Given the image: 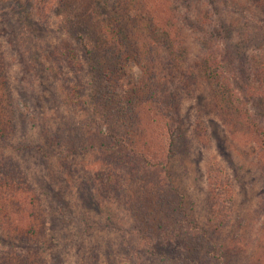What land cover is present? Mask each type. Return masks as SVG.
<instances>
[{
    "label": "rangeland",
    "instance_id": "obj_1",
    "mask_svg": "<svg viewBox=\"0 0 264 264\" xmlns=\"http://www.w3.org/2000/svg\"><path fill=\"white\" fill-rule=\"evenodd\" d=\"M163 1L171 5L174 38L179 32L183 46L161 47L164 39L157 34V65L171 72L188 67L196 89L188 86L182 102L173 101L178 113H167L173 119L167 141H174L166 146L168 160L160 156L159 133L146 107L139 109L141 122L148 124L137 126L135 137L144 135L155 147L148 173L137 156L107 158L103 151L116 113L103 97L93 100L92 79L101 72L91 67L89 52L96 62L98 51L113 56L106 27L133 13L140 23L126 21L135 31L129 46L143 51L144 40L137 39L152 30L141 16L143 7L161 14ZM140 2L0 0V111H16L15 120H26L23 128L17 121L9 135L0 128V252L30 258L23 264H37V256L56 264L57 253L63 264H219L221 259L264 264V96L234 84L247 111L241 119L256 126L232 125L235 119L223 113L225 101L217 98L201 63L211 47L227 50L229 43L241 56L264 61V12L250 0ZM154 48L150 44L153 55ZM226 56L223 52L219 62H227ZM128 58H122L114 81L119 90L140 84L143 75ZM223 67L232 71L230 64ZM52 132L61 143L46 147ZM68 145L78 153L68 156ZM14 161L22 171L12 174L7 169ZM213 171L221 176L220 186L211 183ZM14 193L28 198L27 205ZM5 231H13L14 246L4 243L9 241ZM26 235L39 248L18 240ZM197 244L204 252L199 263L192 261Z\"/></svg>",
    "mask_w": 264,
    "mask_h": 264
},
{
    "label": "trees",
    "instance_id": "obj_2",
    "mask_svg": "<svg viewBox=\"0 0 264 264\" xmlns=\"http://www.w3.org/2000/svg\"><path fill=\"white\" fill-rule=\"evenodd\" d=\"M145 1L146 0H142V2ZM250 1L255 7L258 8V10L264 12V0H250ZM61 2H63V0H60V3ZM162 5L164 6L165 9H163V12L161 14H159L158 11H154V10L148 11L146 10L145 7H143L141 16L142 18H147L148 22H151L150 25L152 28L150 34L147 35L145 38L143 35H141L137 39V42L144 40L143 51L129 46L132 42L130 33L134 36L135 31L133 32L129 31L128 23L126 24V21L133 19L136 22L139 19L137 13H133L132 17L129 18L125 17V19L122 18V20H119L120 22H118L115 19V21H113L111 24H109L106 27V34L107 36L108 33L110 34V40L112 44L111 46L113 47V49L109 50V52L113 56H111L107 52L104 53V51L101 56L100 51H98L96 55L98 57V62H96V57L94 56V54L92 56V52H89L91 67L93 68V70L98 69L99 72H101V74L98 75L97 79L95 78L92 79V84L94 85L91 87L94 92L93 100L95 101L97 96L103 97L107 101L106 105H110L112 103L113 111L116 113V116L111 119V127L113 128V133H111V135L109 136L110 139L108 140V142H105L103 144V146L107 145L106 147L107 149H104L103 151L106 153L107 158H114L118 156L124 157V154H127V157L137 156L140 160L146 162L147 164L146 168L148 169V173L150 166L154 164L151 160L153 156L151 155L150 152H152L155 149V147L151 145L149 142H147L146 137L144 135L141 137L139 136L135 137L136 134L135 132L138 129L137 126L138 127L140 126L139 128H144V126L146 127L148 124L147 121L141 122L140 113L138 112L139 109L143 106L146 107L147 115L151 119L150 123L153 125L152 127L157 128V132L159 133L160 146H161L160 156L164 160L166 158L168 160L169 154L165 156L167 154L165 153L166 146L167 143H168V147L173 145L174 141L173 140H169V142L167 141L166 130L167 128L169 129V126H171L170 123L173 120L171 115L169 114L167 115V113L171 109L177 110L178 113L179 110L178 106L174 104V106L172 107L173 101L177 100L178 103L182 102V98L184 97L182 96V94L188 92V86L190 89L193 90V92H195L196 89L193 88V85L195 86V82L193 81L192 78L193 76L191 77V73L188 67L175 69L176 72L174 71L171 72V70L163 69L162 66L160 68L157 65L158 61H156L155 52H161L158 45L155 43V40L158 39L157 34L161 33V37L164 39L161 42V47H163L164 45H170V48L171 47L178 48L183 46L182 38H180L181 35L179 34V32H178V36L174 38V35L176 34L174 27L176 24V20L171 21L170 18H173L174 15L171 14L169 10H167L168 7H170L171 5L167 4L164 1ZM138 22L140 23V20ZM111 27L113 30L111 29ZM150 44L152 46H155V48L153 49L154 55L151 52L152 49H149ZM86 47L88 48V45ZM235 48H236L235 45L231 43L227 44V50L219 51L217 48L211 47L201 57V63L205 65L206 76L209 78L211 83L217 87V90L215 91L216 93H218L217 98L221 101H225L226 110L223 111V113L226 115V111L231 112V115L234 117L235 121H232V125L235 124L240 126L241 124L244 127V125L248 124L250 128L251 127L250 123L253 125H255V123L249 120L248 121L250 123L244 122L243 121L244 119L243 120L241 119V117L243 116L246 117L247 111L245 109V105H242L240 102H238V92H237L238 89L234 88V84L237 85L242 84V86L240 85L241 88L243 90L245 89L247 92H250L251 95L259 94L264 96V61L261 62L258 61L260 59L259 56L256 57L249 55L241 56ZM118 50H121L122 52L119 54ZM223 52L227 54L226 56L227 62L220 63L219 58L221 57V54ZM231 52H233L234 54ZM125 55L127 56L129 55V58L126 59V61L128 62L135 61L137 63V65L141 68L143 75L140 79V84L136 85L133 82L131 86L132 88L129 87L128 89L125 90L123 89L119 90V86L114 81L117 73L121 69L120 67L123 65L124 59L122 58ZM223 64L226 65L230 64V66H232L231 67L232 71H228L227 68L223 67ZM249 71L250 72L252 71L254 73L255 75L254 78L251 77V73ZM229 74H232V77L234 78V82L232 83ZM146 87L147 90H145ZM170 91L173 94H174L173 91L177 92V95L179 93L181 94L180 96L174 94V96L169 97ZM140 95L144 96L141 98V101L143 103H139ZM11 98L12 97H10V99ZM5 99L7 100V98ZM9 105L12 106L13 102L9 101ZM99 106H102V104ZM101 109H104V106ZM2 111L3 110L0 111V128L3 129L2 132H4V136L6 134L9 135L11 133L10 131L15 130L17 128V121L20 122L21 128L25 126L26 120L24 118H21L20 120L18 119L15 120L14 113H16V111L14 113L11 111V113H9L8 115L6 112H2ZM187 111L189 110L187 109ZM108 116L110 117L111 115ZM134 120L136 122H134ZM180 122L181 121H179L178 123ZM255 129L258 130L257 127ZM59 138H61L60 135H58L57 133L56 134L53 133V138L46 142V147H49L48 144L55 145V142L57 140H59L60 141L59 143H61V140ZM32 149L33 148L29 147L28 149L25 150L30 151ZM19 150H24V149L21 148ZM66 150L69 152L67 154L68 156H71V154L73 153H78L76 147H70L69 145L66 147ZM263 150H264V146H263ZM117 161L118 160L111 161L110 165L115 166ZM127 164L129 163H125L124 166H127ZM160 164L161 163L155 165L157 167L160 166ZM18 166H19L18 162L14 161L10 166V168L8 167L7 172H11L12 174H15V172L22 171V169ZM134 166L136 167V165ZM156 167H152V168H156ZM213 172L211 173V178H210L211 183L215 184V186L217 185L220 186L221 183L220 181L218 182V180H220L221 176L219 172L217 173L214 172L215 174ZM213 193L215 194L214 189H213ZM14 195H17V197L15 196L16 198H18L19 196L20 198L19 204L27 205L28 198L21 197L23 196L21 195V193L19 194L14 193ZM6 232L7 231H5V237L7 236L9 241L6 240L4 243L8 245L11 244L12 246H14L15 245V243L13 242L14 237L12 236L13 234H11V232L13 231H8L10 233H6ZM21 232L26 233L30 231H21ZM177 233L180 234V232ZM18 240L21 243L27 244L28 248H31L33 246L35 248H39L37 247L38 241H34L35 239L31 240V238L27 235ZM29 243L33 244V246L29 245ZM196 247H198V250L193 252L194 258L192 261L199 263L200 254L202 252L199 251L201 249V245L197 244ZM31 253L34 254L35 250H32ZM203 253L204 252H202V254ZM183 256H185V254H183ZM35 258H36L35 260L37 261H35L34 263L47 264L48 260L46 258L43 257L40 258L39 256ZM56 258L57 260H55ZM180 258L181 256L175 259H180ZM29 259L30 258H26L14 254L13 250L10 253H8L7 251L0 252V264H23V262L29 261ZM53 260L56 264H63L64 262V259H62L58 253L56 256H53ZM12 261L14 263H12ZM91 263L92 262H90V264ZM29 264H31V262ZM93 264H98L97 260H94ZM219 264H224V261L221 259Z\"/></svg>",
    "mask_w": 264,
    "mask_h": 264
}]
</instances>
